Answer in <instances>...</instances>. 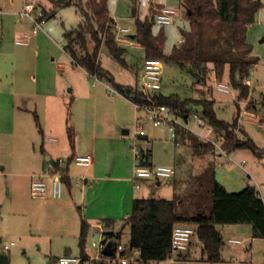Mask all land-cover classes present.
Segmentation results:
<instances>
[{
	"label": "rangeland",
	"instance_id": "rangeland-1",
	"mask_svg": "<svg viewBox=\"0 0 264 264\" xmlns=\"http://www.w3.org/2000/svg\"><path fill=\"white\" fill-rule=\"evenodd\" d=\"M26 1L15 0L16 5L13 8L17 10V14H12L11 21L4 28L0 26V46L2 47L0 49V166H4V170L0 169V237L7 243L14 242L9 251L13 256L12 264H59L57 259L59 255L58 224L56 221L61 220L60 216L64 209L59 210L58 207L43 209L37 206L38 199L32 198L30 191L26 189V181L21 172L28 169V165L33 159L30 143L33 138H38L40 141V133L35 124L33 112L27 113L26 111L20 116L16 109L10 106L9 100L12 99V93L15 90L22 91L29 88L30 82H34L35 79L42 81V85L48 89H56L58 92L62 90L61 93H58L65 98L62 124L65 128L72 126V121L78 117L80 112L76 110L79 109L78 107L82 108L84 102L83 100L78 102L80 105L78 107L75 105L74 99L69 103L71 95L75 97V93L69 91L73 83H68V81L73 74L71 75L70 56L64 49L66 40L63 34L66 29L77 27L83 21L84 17L80 6L83 8L85 6L84 0H81L78 5L72 3L67 6L48 8L42 29L33 38H30L27 45H20L15 42L16 36L32 27L29 18H22L19 15V11ZM262 2L263 6L258 10L255 21L248 27L246 36L251 45V54L257 59V62L250 66L251 70L248 75L252 85H248V96L239 99L241 107L245 106L244 100L248 99V109L252 110L254 105V110L257 108L256 114L250 113V115H242L241 117L240 113L237 125L230 134L232 139L225 138L224 133L220 137L219 134L223 131L214 127L208 136L209 139L192 132V135L187 137L185 141H181L183 145L179 146L170 140L165 124L153 126L149 121H143L142 132L148 134L153 143L150 148L154 162L158 165L173 166L174 171L168 177L159 178L161 181L159 188L155 186L156 180L154 179H149V181L140 179V185L137 188L140 197L154 195L175 198L179 196L187 201L190 198L188 194L196 187L198 175L206 169L209 170L210 167L214 170L217 180L226 185L227 190L238 191L250 183V177L244 170V168L249 167L253 175L260 180L259 184L264 198V0ZM107 3L110 14L116 19L117 29H128L127 32L118 31L119 36L134 35L136 33V17L141 20L146 17H154L155 8L158 5L177 7L178 12L170 24L162 26L154 21L152 25L154 34L160 30L164 32L163 52L165 54H169L175 45L180 44L182 41L181 30L190 29L180 0H107ZM35 11H43L39 3ZM3 30L6 31L2 34ZM206 39L207 30L204 29L202 41L206 42ZM89 47H92L91 42ZM122 47L125 48L122 54L124 63L112 56L107 47L102 45L99 51L100 64L114 76L117 82L133 85L138 80L134 86L140 88L139 85L142 84L140 68L145 59L144 49L130 45H123ZM207 67L205 80L195 82L187 71L175 63L163 61L160 92L163 94L175 93L181 98L214 99L217 116L226 121H231L237 110L234 96H238L239 91L231 84L229 65L226 64L221 79L215 76L213 64L209 63ZM77 77L79 76L77 75ZM80 78H78L79 82L82 83ZM98 80L102 79L89 74V83L98 84ZM217 81L228 84L230 91L225 92L217 89ZM107 83L109 82L107 81ZM74 84L76 83L74 82ZM113 90L116 91V88L109 83V87L106 89L109 97L116 96V92ZM191 107L192 112H201L200 106ZM132 110L134 111L133 107ZM28 116L30 117V125ZM133 116L130 133L124 136L130 137L129 149L134 154V144L140 146V143L135 139L138 131L136 113ZM38 119L40 120L39 117ZM103 120H98L97 123L100 124ZM179 120H183V118H179ZM102 123L111 124V118L109 117ZM189 125L197 130L201 129L192 119L189 121ZM179 127L178 130L180 131ZM244 130L259 146L262 153L260 155L254 154L246 148H238L233 154L222 153L221 149L227 151L233 139H246ZM71 131L73 132V129ZM198 142L202 145L197 150L195 145ZM207 142L208 144L205 145ZM55 147L57 155L54 158H61L67 163L68 156L62 152H65L64 150L68 152L71 149V142L66 133L63 134L60 143L58 141ZM104 149L110 157V146H105ZM243 158L246 161L242 162ZM50 159L49 157L48 160ZM11 169H14L15 172H7ZM106 173L108 174L109 171ZM104 185L103 182L95 184L96 188H102ZM255 187L258 190V186ZM74 189L80 191L79 187ZM66 195L69 196L68 192L67 194L64 192L62 198L67 197ZM73 207L79 214L78 205L74 204ZM123 222V220L117 221L114 230H121L122 235L119 240L123 244H127L129 229L127 225L123 227ZM235 227L229 224L218 225L224 242L221 251L223 261L209 262L200 259L202 244L196 234H193L190 241L193 242L194 247L198 246L195 252H191L187 260L174 261L171 264H248V262L264 264V238L252 237V234ZM229 237L242 239L243 243H238V246L233 247L232 244L228 243ZM86 243L87 248L94 253L93 250L96 248L90 245V234L86 236ZM242 244L246 245L248 249L243 248ZM82 264H90V262L84 260ZM95 264L114 263L108 259L100 258L96 260Z\"/></svg>",
	"mask_w": 264,
	"mask_h": 264
},
{
	"label": "trees",
	"instance_id": "trees-1",
	"mask_svg": "<svg viewBox=\"0 0 264 264\" xmlns=\"http://www.w3.org/2000/svg\"><path fill=\"white\" fill-rule=\"evenodd\" d=\"M50 1L53 6L81 3V0ZM180 3L190 29L181 30L182 41L175 45L169 54L163 52L164 32H152L153 17H146L144 20L136 17V33L133 39L143 46L145 58L156 57L175 63L187 71L195 82L205 80L209 63L213 64L215 76L219 79L228 64L231 84L239 91L238 98H246L249 86L243 80L248 77L250 66L257 62L247 41V29L263 6L262 0H180ZM84 6H80L83 21L77 27L64 31V49L74 62L83 66L89 74L108 81L132 101H147L138 87L117 82L100 64L99 51L102 45L107 47L112 56L125 62L122 57L125 48L115 39V21L109 16L107 0H84ZM204 29L207 30L206 42L202 41ZM90 42L92 47H89ZM154 98L157 103L174 108L182 115L192 112L191 106H200L201 112L198 113L210 125L223 131L227 139H232L230 134L236 127L241 113L237 104L235 116L231 121H226L217 116L214 99L181 98L175 93L161 92ZM67 131L72 145L73 132L70 127ZM141 136L142 134H139L138 138ZM207 144L208 142L205 143ZM201 145L202 143L198 142L195 148L198 150ZM236 148L250 149L258 155L262 153L249 136H246V139H233L228 150ZM141 151L143 163L150 165V150L141 148ZM55 164L63 175V182L69 183L65 175L66 168L59 166L58 160ZM188 195L190 198L187 201L179 196L165 198L152 195L133 198L131 210L123 219V227L128 226V245L130 248L140 249L144 264H156V261L168 257L171 233L176 224L193 226L194 234L202 243L201 258L209 262L222 259L223 240L217 224H249L253 237L264 238V200L254 185L247 184L238 191H229L217 180L214 170L210 167L198 175L196 187ZM87 230L88 224L82 219L78 237L81 259L85 257ZM121 233V230L104 231V235L112 242L119 240ZM0 264H10L8 253L0 252Z\"/></svg>",
	"mask_w": 264,
	"mask_h": 264
},
{
	"label": "crops",
	"instance_id": "crops-1",
	"mask_svg": "<svg viewBox=\"0 0 264 264\" xmlns=\"http://www.w3.org/2000/svg\"><path fill=\"white\" fill-rule=\"evenodd\" d=\"M34 1L36 4L39 3V5L42 6L46 15L47 9L53 7V4L50 0ZM15 5V0H0V26L2 28L8 25L9 21H11L12 14H17V10L13 8ZM159 6H162V4L158 5L156 8ZM108 12L109 16L115 21V26L117 28L116 19L110 14L109 7ZM6 30H3L2 34L5 33ZM34 36L35 34L31 37L33 38ZM116 37H119L117 32ZM128 37L129 40L126 43L119 41L117 42L121 46H138L143 49V46L136 42L133 37H131V35H128ZM1 48L2 47L0 46V49ZM70 59V68L72 72L71 75H73L68 83H73V86L69 88V91L73 94L75 93V97L71 95L69 103H71L74 99L75 105L78 107L80 106L78 102L83 100L84 105L82 108L78 107L79 109L76 110H79L80 112L78 117L72 121L73 124L70 127L73 129L74 133V141L71 145V149L68 152L66 150H64L65 152L61 151L68 156V160L67 163L64 162L59 166L66 168L65 175L69 180V183H64L62 196L64 195V192H66V194L68 192L69 196L66 195L67 197L64 198H62V196L60 198L52 197L50 195L49 185L46 196L32 197L34 199H38V203L36 204L43 209H52L55 207H58L59 210L64 209L63 214L60 216L61 220L56 221L58 224V256L62 254H74L81 256L78 246V237L82 219L88 224L87 234H91L92 232L97 233L100 231L98 224L101 222L104 223V231H115V223L117 221H122L129 214L133 198L140 197L137 191L139 186L135 187L134 181L132 179L133 167L137 160L131 149H129L131 145L130 137L124 136L125 134L127 135L130 133V126L133 124V115L135 113L133 101L117 90H113V92H116V96L109 97L106 93V89L109 87V83H107V81L103 79L98 80L99 85L94 82L89 83V73L86 71V69L83 66L76 64L71 57ZM141 72L142 67L140 68V73ZM74 74L76 75L74 76ZM77 75L81 77L80 79H82V83L79 82V77H77ZM245 79L248 85L251 86V79L249 77H246ZM73 81L76 84H74ZM137 82H134L133 85L129 83L122 84L134 86L137 84ZM30 85L31 86L29 88H25L22 91L15 90L12 93V99L9 100L10 106L15 108L16 112L20 116L26 111L27 113L33 112L35 124L37 125L38 132L40 133V141L38 138H33L30 143V148L32 147L33 159H31L28 169H26L24 172H21L26 181L25 187L29 191L31 180L34 177H41L49 184L51 176L59 171L55 162L61 158H54V156L57 155L55 153V146L57 145L58 141L60 143L63 134L65 135L66 133L68 135L67 130L69 128H65V126L62 124L65 98L62 95H58V93H61L62 90L58 92L56 89H48L42 85V81L37 79H35L34 82H30ZM234 97L236 105L238 104L240 109H242L241 117L242 115H250V113L256 114L257 108L254 110V105L252 110L248 109V99H246V101L244 100L245 106L241 107L238 96L235 95ZM132 107L134 111L132 110ZM38 117L41 121L38 119ZM109 117L111 118V124L107 125L106 123H102L104 120H108ZM28 118L30 125V117L28 116ZM20 119H22V117H20ZM98 120L103 121L98 124ZM192 129L194 133L201 130H197L196 128ZM243 133L248 136V133L245 130ZM191 135L192 132L190 131L180 130L179 141L177 143L175 142L176 145H183V142L181 141H185L187 137ZM137 140L140 143L139 147H141L143 150H150V165H158L154 162L152 157L153 154L150 147H152L153 143L151 142L148 134L143 133L141 138H138L137 136ZM105 146H110V157H108V153L106 152V149H104ZM237 149L238 148L230 151L221 149V152L233 154ZM84 153H91L93 156V161L89 165H78L74 163L73 157L77 154ZM49 157L51 158L50 160H48ZM244 161H246L245 158L242 159V162ZM171 167L174 170V167ZM0 169L4 170V166H0ZM244 170L250 177L249 184L254 186L257 185L258 191L262 196V190L259 184L260 180H258L255 175H253L251 168H244ZM106 171H109V173L107 174ZM7 172L12 173L15 172V170L11 169ZM98 182H103L105 185L102 186V188H96L95 184ZM222 184L227 189L226 185L224 183ZM65 185L67 186L66 188ZM155 186L159 188L161 186V181L156 180ZM75 187H79L80 191L78 192V189H74ZM74 204L78 205L79 214L76 213L73 207ZM106 220H108V222ZM218 225L219 224H217V229L221 234ZM229 225L236 226V229L252 234V229L249 224L236 223ZM229 239H231V237H229L228 240ZM110 241L112 242V240ZM5 243H7V241H3L0 237V252L8 253L10 264H12L13 256L9 252L10 248L9 250L3 249V244ZM87 243H85L84 246L85 257L81 259L80 264H82L84 260H89L90 264H95L96 260L99 259H94L91 257L96 255L97 250H93L94 253H92L90 249L87 248ZM242 245L243 248L248 249L246 245ZM232 246L235 247L238 246V244H232ZM197 247L198 246L194 247L193 242L190 241L187 249L183 253V256L177 261L187 260V258L190 257L191 252H195ZM50 254H52V252H50ZM202 255L201 249L200 256ZM103 259L105 260L106 258ZM220 261H223V258ZM248 264L252 263L248 262Z\"/></svg>",
	"mask_w": 264,
	"mask_h": 264
},
{
	"label": "built area",
	"instance_id": "built-area-1",
	"mask_svg": "<svg viewBox=\"0 0 264 264\" xmlns=\"http://www.w3.org/2000/svg\"><path fill=\"white\" fill-rule=\"evenodd\" d=\"M36 7L37 4L34 0H27L22 9L19 11L20 17H27L31 20L32 27L29 31H24L16 37L15 42L17 44H27L31 36L42 29L43 24L46 21V13L44 11L36 12ZM177 12V7L162 5L156 8L153 18L156 23L164 26L172 22ZM115 29L117 30V33L118 31H128L127 28ZM116 40L126 43L128 42L129 37L128 35L119 36L116 37ZM162 71L163 61L160 58L147 57L143 60L141 75L142 84L139 89L142 91L144 98L147 101H133L138 127L135 139L137 140V136L139 134H143V121H149L153 126L165 124L170 135V140L177 143L179 141V126L180 130L194 132L192 127L189 125V121L191 119L198 127L201 128L200 131L195 132L200 136L209 139L208 136L214 127L210 125L198 112L195 111L182 115L178 110L155 101L154 97L161 89ZM243 82L248 84L245 78ZM216 88L225 92L230 90V86L222 81H217ZM179 118H183V120H179ZM221 134H223V132L219 134L220 137H222ZM133 151L137 160L134 164L132 172V179L135 187L140 185V179L159 180V178L168 177L173 173L174 170L171 166L144 164L141 148L137 144H134ZM73 161L78 165H89L93 161V156L91 153L77 154L73 157ZM63 163L64 161L62 159L58 160L59 165H62ZM62 177V173L58 171L51 176L49 184L41 177H34L30 183L31 196H46L48 186L50 185V195L54 198H60L63 194L64 186ZM98 226L100 227V231L98 233L92 232L90 234V245L95 247L97 250L96 255L91 258H106L114 264H144L140 256V249L130 248L128 244H123L119 240L112 242L111 254H104L103 249L110 239L104 235V223L101 222ZM194 233L195 230L191 225L176 224L173 226L170 253L166 259L156 261L155 263L171 264L172 262L181 259L190 243L191 236ZM228 242L232 244L243 243L242 240L235 238L229 239ZM12 244H14L13 241L3 244V249L9 250ZM57 259L59 264H80L81 256L74 254H62L58 256Z\"/></svg>",
	"mask_w": 264,
	"mask_h": 264
},
{
	"label": "water",
	"instance_id": "water-1",
	"mask_svg": "<svg viewBox=\"0 0 264 264\" xmlns=\"http://www.w3.org/2000/svg\"><path fill=\"white\" fill-rule=\"evenodd\" d=\"M131 37H133V35H131ZM103 252H104V254H106V255H109V254L112 253V242H111V241H109V242L106 244L105 248L103 249Z\"/></svg>",
	"mask_w": 264,
	"mask_h": 264
}]
</instances>
